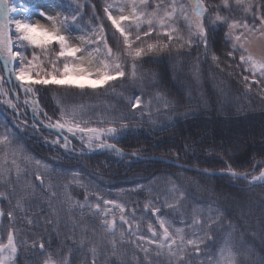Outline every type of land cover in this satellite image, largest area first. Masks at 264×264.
Returning <instances> with one entry per match:
<instances>
[{
	"label": "trees",
	"instance_id": "1",
	"mask_svg": "<svg viewBox=\"0 0 264 264\" xmlns=\"http://www.w3.org/2000/svg\"><path fill=\"white\" fill-rule=\"evenodd\" d=\"M14 2L17 6V12L14 13L16 18L24 17L22 7L30 9L28 16L31 18L41 3L51 4L55 13L69 17L75 14L77 22L70 25L66 35L78 47L85 46L79 38L89 37L93 28L100 23L96 17H100L105 22L110 46L114 51L120 47L118 34L112 36L113 30L103 14L106 0H78L82 6L78 11L74 0ZM214 2L219 4L220 0ZM226 31L223 26H217L209 37L210 53L214 52L221 58V68H225V71H220L212 61L211 54L206 56L204 48L196 44L191 49L177 51L172 48L159 54H149L137 61L138 75L143 80L135 84L125 77L123 83L110 82L96 91L36 86L38 91L35 99L39 101L42 120L45 125L49 123L43 115L47 113L54 122L60 115L61 105H82L83 120L92 127L111 126L109 121L118 120L121 116L128 117L131 121L128 128L114 140L108 141L115 143L127 154L139 158L160 157L207 171L223 172L231 167L238 173L258 174V164L264 160V99L258 89L254 88L251 93L245 89L236 74L239 70L226 68L229 61L225 53L230 48ZM184 34L187 35L186 30ZM51 48L56 49L58 46L53 43ZM58 66L62 67V63ZM127 71L130 69L126 68ZM229 71L233 75H228ZM0 75H5L1 62ZM75 82L87 84L91 81ZM113 83L118 85L114 89L111 86ZM5 88H9L7 84ZM14 92L15 96H19L18 101L13 99L17 105L15 110L0 103V132L8 131L14 135V145L23 150V155L32 158L31 164L18 158V162L26 166L27 171L25 179L16 185L17 195H22L21 189L26 182L38 184L32 176L37 168L35 160L49 165L46 179H50L57 194L50 209L46 189L42 191L37 187L36 197L31 201L28 211L29 218L38 222L37 226H28L22 220L18 221L24 229L23 239L29 244L34 239L42 238L54 259H58L59 255H67L71 249L72 264H86L90 258V253L74 246L69 237L73 232L79 236L82 228L88 229L89 237H92L93 231L96 236L101 235L100 220L93 215L94 208L92 211L83 210V214L79 208L72 209L74 215L68 212L64 204V186L67 185V194L73 201L83 203L87 195L89 202L94 205L96 197L93 193H98L124 204L126 216L135 208V215L142 218L140 231L146 236H150V233L146 231L144 220L154 221V217L144 207L149 202L161 207V213L174 227H184L181 221L190 222V213L194 208L207 213L219 207L227 217L225 224L231 221L237 228V237L242 232L247 248L251 249L245 264H264V186H253L230 177L201 175L164 163L121 157L114 152L85 156L82 153L88 150L84 148L82 152L80 140L68 133L64 135L69 136L73 151L65 152L59 145L51 143L57 136L55 133L46 128L35 129L29 118L18 117L22 112L29 116L28 109L32 108L33 97L31 94L25 96L20 88ZM10 95L15 97L11 92ZM137 95L142 96V107L151 101L150 116L147 112L141 115L140 109H136L135 119L132 118L126 99ZM159 95L171 105L164 108L160 116L155 111L160 109ZM25 99L28 100L27 104L24 103ZM40 171L44 170L41 168ZM74 172L79 175L74 176ZM12 175L14 178V171ZM173 184L185 193L183 214H177L164 204L166 199L171 202L175 198V194L170 191ZM139 185H143V188ZM85 188L88 189L87 193ZM0 190H5L2 185ZM0 206L6 210L9 207L7 201L0 203ZM113 212L119 227V211L113 209ZM45 219L58 223L46 225ZM7 223L5 220V226ZM187 231L191 234L192 229ZM223 231H227V228ZM126 251L125 264H137L132 258L136 251L134 247L129 246ZM44 259L39 255V250L33 252L31 248L22 246L17 255V264H42ZM150 259L153 264H164L163 257L151 256Z\"/></svg>",
	"mask_w": 264,
	"mask_h": 264
},
{
	"label": "snow or ice",
	"instance_id": "2",
	"mask_svg": "<svg viewBox=\"0 0 264 264\" xmlns=\"http://www.w3.org/2000/svg\"><path fill=\"white\" fill-rule=\"evenodd\" d=\"M77 11L82 7L78 0ZM95 14V6L93 5ZM23 18H16L17 6L13 0H0V61L7 72V78L0 75V103L7 104L16 109L13 99L19 100V96L12 97L10 92L16 88L23 89L25 96L31 94L32 110L40 113L36 86H55L57 88L84 89L96 91L110 82L125 81L128 77L133 84L142 82L143 77L138 75L137 61L149 54H159L175 48L191 49L193 44L202 46L205 55L211 54V59L220 71L221 58L214 52L210 53L209 37L217 26H223L226 31V39L230 48L225 57L229 62L227 69L239 70L236 74L243 83L245 89L251 93L258 89L261 98L264 99V54L257 55L251 50L252 38L264 40V0H220L219 4L214 0H106L103 6V14L112 31V36L118 34V50L114 51L109 44V34L106 31L104 20L95 26L89 37H80L83 47L74 46L70 42L69 31L71 24L77 22L75 14L71 17L60 13L39 11V15L46 23L32 21L27 7H22ZM238 13V15H237ZM183 25V28H182ZM187 31V35L184 34ZM193 37L196 39L193 40ZM55 43L58 48L52 49ZM80 55H77V54ZM62 63V67L58 66ZM126 68L130 71L126 72ZM228 75H233L231 71ZM78 80H88L90 83H76ZM18 82V83H15ZM9 84V88H5ZM114 89L118 85L113 83ZM167 108L171 105L162 96L157 97ZM128 110L135 119L136 109H140L141 115H151L150 104H144L142 96L126 99ZM25 104L28 100L25 99ZM60 115L55 121L47 113L43 115L48 119V128H54L60 135L51 141L53 145H59L65 152L73 151L70 148L69 136L78 138L83 152L86 148L89 152L96 149L107 150L123 157V150L116 147L114 140L124 129L128 128L131 121L128 117L121 116L118 120H111V126L92 127L83 120L84 107L73 105H61ZM127 121V122H126ZM154 122V121H153ZM83 124V126H82ZM15 136L10 132H0V185L5 190H0V203L7 201V210L0 206V264H17V255L22 246H27L44 257L42 264H72L71 249L67 255H59L58 259L48 252L45 241L37 238L29 244L23 239L24 229L18 221H23L28 226H37V221L29 218L28 211L31 201L36 197L37 187L42 191L46 189L49 208L56 199L50 179H46L49 173V165L40 160H35L37 166L33 171V181L26 182L22 186V195H17L16 185L23 179L27 168L18 162L23 159L26 164L32 163V158L23 155V150L14 145ZM10 157V159H9ZM44 171L41 172L40 169ZM15 173L13 178L12 173ZM230 178L243 179L253 186H264V160L258 164V174L247 172L238 173L231 167L227 168ZM78 176V172L73 173ZM209 176L214 173H208ZM138 187L143 188V185ZM64 204L70 214L73 208L92 211L100 220L101 235L96 236L93 231L89 237L88 229L82 228L79 236L75 232L69 237L72 244L79 249L90 253L86 264H125L127 247H134L132 258L137 264H153L151 256L163 257L164 264H245L251 249L247 248L245 241L237 237V228L227 220L224 212L219 207L215 211L205 213L201 209L194 208L191 211V221H181L184 227H174L163 213L161 207L149 202L144 207L154 221L144 220L146 231L150 236L141 233L142 218L135 215V208L125 215L127 209L122 203L113 199H107L98 193L95 204H91L85 195L83 203L73 201L67 194L68 186H64ZM88 189L85 188V193ZM175 198L169 202L165 200V206L183 214L182 202L186 199L185 193L175 184L170 189ZM13 198L15 202L13 204ZM103 205V206H102ZM113 209L119 211V227L117 216ZM74 215V214H73ZM7 220V226L4 221ZM46 225H55L58 221L45 219ZM227 228V231L223 229ZM192 229L191 234L187 229ZM57 234H59L57 232ZM139 253H143L142 256Z\"/></svg>",
	"mask_w": 264,
	"mask_h": 264
},
{
	"label": "water",
	"instance_id": "3",
	"mask_svg": "<svg viewBox=\"0 0 264 264\" xmlns=\"http://www.w3.org/2000/svg\"><path fill=\"white\" fill-rule=\"evenodd\" d=\"M2 64H3V61H0ZM7 72L5 71V77L7 78ZM33 110H31V114H33ZM49 129V128H47ZM51 132L55 133L56 135H60V133L57 132V130H54V129H49ZM71 143V142H70ZM108 152H111V151H107V150H102V149H97L93 152H86V153H83L84 155L86 156H89V155H102V154H106ZM124 153V157L126 158H130V159H138V160H141V161H145V162H158V163H164V164H167V165H170V166H173L175 168H180V169H185L187 171H190V172H193V173H197V174H201V175H206V176H209L208 173H214V175H211V177H230L227 173V171H223V172H217V171H207V170H201V169H197V168H193V167H189V166H184V165H181L179 163H176V162H173V161H170V160H167V159H163V158H160V157H152V158H139L138 156L136 155H132V154H127L123 151ZM243 182H245L243 179H239ZM247 183V182H245ZM249 184V183H248ZM251 185V184H250Z\"/></svg>",
	"mask_w": 264,
	"mask_h": 264
},
{
	"label": "rangeland",
	"instance_id": "4",
	"mask_svg": "<svg viewBox=\"0 0 264 264\" xmlns=\"http://www.w3.org/2000/svg\"><path fill=\"white\" fill-rule=\"evenodd\" d=\"M39 11H48V12H54L55 13V11H54V9H53V6L51 5V4H49V3H41L38 7H37V9H36V11H35V13L31 16V20L32 21H40L41 23H46V21L44 20V18L43 17H41L40 15H39ZM252 41H253V43H252V45H251V50L254 52V53H256L257 55H262V54H264V40H258L256 37H253L252 38ZM5 76V75H4ZM6 78V77H5ZM15 83H18V82H15ZM8 85V87H9V84H7ZM159 108L160 109H156L155 111H156V114L158 115V116H160V115H163L162 114V112H163V109L165 108V107H163V104H162V102H160L159 103ZM154 111V112H155ZM34 122L35 123H37V124H39V123H41V124H43L45 127H46V125L44 124V122H43V120H42V113H41V115H39V116H35L34 117Z\"/></svg>",
	"mask_w": 264,
	"mask_h": 264
},
{
	"label": "bare ground",
	"instance_id": "5",
	"mask_svg": "<svg viewBox=\"0 0 264 264\" xmlns=\"http://www.w3.org/2000/svg\"><path fill=\"white\" fill-rule=\"evenodd\" d=\"M14 96H15V92L14 91H12L11 92ZM31 110H32V108L30 107L29 109H28V111H29V116L25 113V112H22V113H20V114H18V117L20 118L21 116H23V117H25V118H29L30 120H31V122H32V126L35 128V129H40V128H44L45 129V127H44V125L43 124H41V123H39V124H37V123H35L34 122V117L35 116H39L40 115V113H33V114H31ZM70 141V140H69ZM71 142V141H70ZM70 145H72V142L70 143ZM117 147V146H116ZM118 148V147H117ZM97 150V149H96ZM87 153L89 152V151H86ZM86 152H83V153H86ZM91 152H93V151H91ZM82 153V154H83ZM84 155V154H83ZM86 156V155H85ZM89 156H91V155H89ZM234 179V178H233ZM239 180V179H238ZM241 181V180H240ZM243 182V181H242ZM245 183V182H244ZM248 184V183H247Z\"/></svg>",
	"mask_w": 264,
	"mask_h": 264
}]
</instances>
